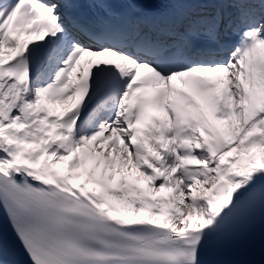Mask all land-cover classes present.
<instances>
[{"label": "snow or ice", "instance_id": "obj_1", "mask_svg": "<svg viewBox=\"0 0 264 264\" xmlns=\"http://www.w3.org/2000/svg\"><path fill=\"white\" fill-rule=\"evenodd\" d=\"M0 220V264H264V0H0Z\"/></svg>", "mask_w": 264, "mask_h": 264}, {"label": "bare ground", "instance_id": "obj_2", "mask_svg": "<svg viewBox=\"0 0 264 264\" xmlns=\"http://www.w3.org/2000/svg\"><path fill=\"white\" fill-rule=\"evenodd\" d=\"M65 103H66V101L61 102V101L57 100V101H55V102H50V103H49V107H51L52 109H55L56 106L61 107V106H63Z\"/></svg>", "mask_w": 264, "mask_h": 264}]
</instances>
